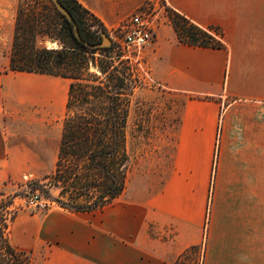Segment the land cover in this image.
<instances>
[{"label":"crops","instance_id":"crops-1","mask_svg":"<svg viewBox=\"0 0 264 264\" xmlns=\"http://www.w3.org/2000/svg\"><path fill=\"white\" fill-rule=\"evenodd\" d=\"M77 1L109 30L149 0ZM162 2L218 28L223 47L182 44L170 22L158 28L147 63L160 96L177 99L170 146L130 168L93 227L57 206L18 213L20 250L41 264H264V0ZM8 67L4 56L0 184L55 165L69 88Z\"/></svg>","mask_w":264,"mask_h":264},{"label":"trees","instance_id":"trees-1","mask_svg":"<svg viewBox=\"0 0 264 264\" xmlns=\"http://www.w3.org/2000/svg\"><path fill=\"white\" fill-rule=\"evenodd\" d=\"M74 18L83 39L87 16L108 34L101 21L77 0H57ZM169 22L180 43L221 48V33L203 27L180 12L167 8ZM59 15L75 47L62 50L38 47L41 37H57ZM89 50L75 36L72 22L55 0H19L10 71H26L69 80L62 133L53 171L46 183L28 182L30 193L39 191L55 206L73 213L103 210L120 197L131 168L129 116L132 97L142 79L124 53L113 45ZM94 66L99 73L91 72ZM5 183V182H4ZM57 191V196L52 191ZM17 194L0 189V264H31L28 252L12 244L11 230L21 207ZM38 200L39 197H36ZM44 211L49 205L44 204Z\"/></svg>","mask_w":264,"mask_h":264},{"label":"rangeland","instance_id":"rangeland-1","mask_svg":"<svg viewBox=\"0 0 264 264\" xmlns=\"http://www.w3.org/2000/svg\"><path fill=\"white\" fill-rule=\"evenodd\" d=\"M19 0H0V61L3 57H9L12 49L14 29L16 23L17 4ZM167 14L161 17L159 21V27L166 26L169 22ZM60 27L58 30L57 37H41L38 38L37 45L41 48L48 50H62L64 46L75 47L76 43L70 36L68 30L64 26L63 19L56 15L54 18ZM108 30V29H107ZM85 36L87 42L96 45V48L89 50H96L95 56L99 57L101 54V48H104L100 44L103 42L104 36L110 40V45H113L116 50L111 37L101 31V28L87 16V22L85 25ZM76 36V33H75ZM85 40V39H84ZM149 46L141 49H130L126 50L124 55L134 65L135 72L142 79V86L136 89L130 107L129 116V133H130V152L132 157L131 171L136 168L139 160L150 152L157 153L160 157L165 155L168 146H170V134L172 131V125L175 121L176 114L170 110L172 102H177L175 98H167L160 96L158 92L157 84L151 79L149 66L147 63V56L149 52ZM91 72L99 73L94 66H90ZM52 133V139H54ZM54 166H49L47 171L26 174L20 178L8 179L4 184H0V189L8 194H17L16 203L21 207L19 213H27L30 216L43 215L47 211H44V204L49 205V209L55 208L46 197H44L39 191L34 194L30 193V187L27 185L28 182H40L41 184L46 183L44 179L49 175ZM53 196H57L55 191H52ZM36 197H39L37 200ZM96 212L82 214V223H85L89 227H93ZM13 235V237H12ZM19 230L17 226L13 224L11 230L12 244L18 248L23 249L25 242L19 237ZM51 245L42 243V247L49 249ZM43 251V249H42ZM31 256V264H41L38 257L28 251Z\"/></svg>","mask_w":264,"mask_h":264},{"label":"built area","instance_id":"built-area-1","mask_svg":"<svg viewBox=\"0 0 264 264\" xmlns=\"http://www.w3.org/2000/svg\"><path fill=\"white\" fill-rule=\"evenodd\" d=\"M166 12L167 7L162 0H158V3L156 0H149L118 26L109 29L108 35L122 52L151 46L159 28V21Z\"/></svg>","mask_w":264,"mask_h":264},{"label":"water","instance_id":"water-1","mask_svg":"<svg viewBox=\"0 0 264 264\" xmlns=\"http://www.w3.org/2000/svg\"><path fill=\"white\" fill-rule=\"evenodd\" d=\"M55 3H56V5H57L58 9H59V10H60V11H61V12H62V13L68 18V20H69L70 22H72V24L74 25L75 33H76V38H77L80 42H82L85 46H89V47H91V48H96V45L91 44V43L87 42L86 40H84V39L82 38V36H81V34H80V32H79L78 26H77V24H76L74 18L72 17V15H71L66 9H64V8L60 5V3H59L57 0H55ZM100 45L103 46V47H109V45H110V40H109V38L106 37V36H104V38H103V42H102Z\"/></svg>","mask_w":264,"mask_h":264}]
</instances>
